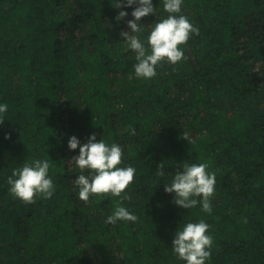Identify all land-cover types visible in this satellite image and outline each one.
Here are the masks:
<instances>
[{"label": "trees", "instance_id": "16d2710c", "mask_svg": "<svg viewBox=\"0 0 264 264\" xmlns=\"http://www.w3.org/2000/svg\"><path fill=\"white\" fill-rule=\"evenodd\" d=\"M156 17L167 15L152 0ZM114 0H0V264H183L171 250L177 224L200 218L213 237L208 264H264V0H184L197 34L186 59L150 80ZM151 25L145 30H150ZM95 132L137 169L122 203L137 215L107 223L110 194L78 198L67 139ZM7 133V138L5 134ZM50 159L55 192L24 203L11 170ZM165 177H157V165ZM215 173L212 212L184 209L164 191L180 163Z\"/></svg>", "mask_w": 264, "mask_h": 264}, {"label": "clouds", "instance_id": "9594fccd", "mask_svg": "<svg viewBox=\"0 0 264 264\" xmlns=\"http://www.w3.org/2000/svg\"><path fill=\"white\" fill-rule=\"evenodd\" d=\"M183 3L184 0H159L167 15L145 25L141 23L143 17L149 14L156 17L152 0H114L113 7L120 9L117 21L129 15L124 9L131 8L132 18L126 21L127 30H122L119 35L126 48L135 55V78L150 80L157 75V68L163 63L176 65L186 59L182 45L199 29L182 14ZM148 25L151 28L145 35ZM8 107L7 103H0V124L4 121L3 116ZM67 147L69 150L78 148V154L69 159L79 170V174L71 180L78 189V198L88 201L93 194L97 197L110 194L117 199L111 214L106 216V222L137 221L135 212L122 203L131 199L125 190L132 184L137 172L131 164L123 163L122 146L115 142L109 143L102 136L97 139L96 133L92 132L83 143L76 135H70ZM50 167V159L34 158L13 168L6 177L8 191L24 203H33L37 197L51 198L55 184L49 174ZM164 167L162 161L157 165V177H165ZM215 183V173L208 170L206 162L182 161L180 170H176L167 183L161 184L166 193L172 194V202L176 206L187 210L199 205L203 213L210 214ZM209 228L210 225L203 218L180 221L171 241V250L176 259L183 261V264H208L213 246Z\"/></svg>", "mask_w": 264, "mask_h": 264}]
</instances>
